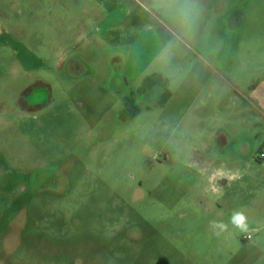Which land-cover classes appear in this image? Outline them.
I'll return each mask as SVG.
<instances>
[{
    "label": "rangeland",
    "instance_id": "rangeland-1",
    "mask_svg": "<svg viewBox=\"0 0 264 264\" xmlns=\"http://www.w3.org/2000/svg\"><path fill=\"white\" fill-rule=\"evenodd\" d=\"M18 1L0 264H264V0H117L130 17L101 37L96 0ZM213 168L231 175L218 191Z\"/></svg>",
    "mask_w": 264,
    "mask_h": 264
},
{
    "label": "crops",
    "instance_id": "crops-1",
    "mask_svg": "<svg viewBox=\"0 0 264 264\" xmlns=\"http://www.w3.org/2000/svg\"><path fill=\"white\" fill-rule=\"evenodd\" d=\"M135 2L138 3V5L141 6V2L140 0H134ZM18 0H0V46H4L6 45L5 43L7 41H9V38H10V30L7 29V31L4 30V25H3V21L4 20V16L7 15V12H9V7H11V5H18ZM97 2V6H99L100 8H98L100 11H102L103 13H100L103 14V17L102 19H98V20H94V18H87L86 21H88V23H92L95 22V21H99L98 24L95 26L94 28V32L99 35L101 37V35H105L106 33H109L110 31H113L115 30L117 24L121 23L122 22V19L126 16L130 17V13H131V9L128 10L126 9L125 7H123L119 2H117V0H96ZM126 9V10H125ZM122 10L123 13H120V11ZM13 11V9H12ZM10 10V12L8 13V16L9 14L11 13V17H13V14L14 12H12ZM105 11V12H104ZM119 12V13H118ZM135 18L134 19H137L136 17H138V15H135L134 16ZM8 19V18H7ZM133 20V19H132ZM9 21V19H8ZM136 23H139V22H136ZM141 27V26H140ZM147 30V28H144V31L143 33ZM87 36H89L88 34H85ZM137 39L141 40L140 38H142V32H137ZM86 39V37L84 36V34H81V35H77V39L80 40V39ZM6 39V40H5ZM13 42V41H12ZM9 44V43H8ZM135 45V43H134ZM222 138H224V143H223V146H222V149L225 150V154L226 155H229V157L231 158H234L235 160H238V159H242L245 157V153H242V150L244 149H247V146L244 144H241L239 147V149H241V151L239 150L238 152H233L232 149L229 147V144H228V140H227V135L224 134L222 136ZM227 152H229V154H227ZM264 154V153H262ZM206 162L208 163V167L213 165V161H211L210 157H207L206 159ZM205 163V162H204ZM222 171L224 173L223 170L221 169H217V168H213V169H210L209 173H207V182L210 186L211 189H213V183H210V177L213 175V173H215L216 171ZM225 174V173H224ZM227 177H229V179L227 180L226 178H221L217 181V184L215 185L216 189L215 191H218L220 190L221 188L229 185V181H230V178H231V175H227L225 174ZM252 236L249 238L251 239Z\"/></svg>",
    "mask_w": 264,
    "mask_h": 264
},
{
    "label": "clouds",
    "instance_id": "clouds-1",
    "mask_svg": "<svg viewBox=\"0 0 264 264\" xmlns=\"http://www.w3.org/2000/svg\"><path fill=\"white\" fill-rule=\"evenodd\" d=\"M221 178H226L227 180L229 177H227L222 171H216L213 173V175L209 178L210 183H213V190H217L215 185L217 184V181ZM230 223L233 227L236 229L240 230L241 232H247L249 225H248V218L244 214L243 211H235L233 212L231 218H230ZM213 228L218 229L215 231L216 236H220L221 232L226 230L227 226L223 222H212Z\"/></svg>",
    "mask_w": 264,
    "mask_h": 264
},
{
    "label": "built area",
    "instance_id": "built-area-1",
    "mask_svg": "<svg viewBox=\"0 0 264 264\" xmlns=\"http://www.w3.org/2000/svg\"><path fill=\"white\" fill-rule=\"evenodd\" d=\"M262 156H264V154H262ZM251 237L250 234H247L246 236H244L245 239H249Z\"/></svg>",
    "mask_w": 264,
    "mask_h": 264
}]
</instances>
